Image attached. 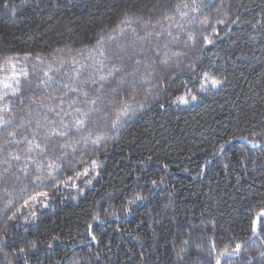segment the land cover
Returning <instances> with one entry per match:
<instances>
[{
  "label": "trees",
  "instance_id": "16d2710c",
  "mask_svg": "<svg viewBox=\"0 0 264 264\" xmlns=\"http://www.w3.org/2000/svg\"><path fill=\"white\" fill-rule=\"evenodd\" d=\"M4 2L14 4L17 14L13 16L0 3V80L28 73L27 78L17 76L21 93L9 97L10 110L0 113L11 118L8 131H16L17 140L25 136L31 140L39 131L33 143H47L46 132L59 130L51 121L63 118L67 124L77 117L69 104L83 101L84 91L88 99L101 95L96 91L99 77L109 70L122 68L126 80L135 82L136 91L135 101L123 94L118 97L134 111L121 118L118 130L99 127L84 132L85 136L91 132L92 138L110 137L99 148L77 144L80 137L69 133V146L62 152L70 155L64 159L81 161L77 170L89 168L85 179H91L92 185L79 200L62 190L63 200L58 194L54 211L34 223L27 222L31 209L22 208L32 187L21 190L27 182L17 171L25 163L26 145L7 143V132L0 129V147L6 148L0 152V162L8 154L22 157L11 161L21 180L6 190L0 185V208L7 192L17 214L15 221H5L0 212V264H215L209 256L211 244L223 249L230 242L244 248L233 264H264L259 255L264 252V233L252 237L251 231L254 210L264 204V0H211L215 7L201 13L182 9L188 16L176 14L174 23H184L185 31L195 33L194 49L184 47V33L169 27L164 17L173 15L170 8L152 19V23L162 21L157 30L164 35L157 37L133 22L121 25L123 32L112 31L116 40L97 49L94 34L122 18L121 9L135 11L125 7L129 0ZM165 2L173 8L181 4V0ZM186 2L191 5V0ZM205 17L209 22L202 25ZM167 31L173 36H167ZM178 34L180 41H174ZM205 36L211 44L203 43ZM121 50L123 64L113 55ZM150 51L161 52V59L164 52L188 55L172 57L167 71L173 79L166 84L159 66L146 70L150 61L144 57ZM27 52L32 57L24 60ZM6 58H13L15 69L3 64ZM204 72L223 83L200 91ZM120 75L110 78L111 85L105 84V89L115 87ZM189 92L197 99L188 104L175 99ZM112 97L108 91L98 106L111 103ZM73 107L88 110L82 103ZM61 108L72 115L64 116ZM37 120L45 127L37 130ZM30 155L39 159L36 152ZM92 160L100 167L90 168ZM42 163L63 161L47 156ZM136 195L145 199L130 203ZM88 225H92L91 235Z\"/></svg>",
  "mask_w": 264,
  "mask_h": 264
},
{
  "label": "snow or ice",
  "instance_id": "6c2138e0",
  "mask_svg": "<svg viewBox=\"0 0 264 264\" xmlns=\"http://www.w3.org/2000/svg\"><path fill=\"white\" fill-rule=\"evenodd\" d=\"M26 0H21V3H25ZM0 3H3V8L6 11H10L13 16L17 14L16 6L14 4H9L4 2V0H0ZM125 7L135 9V11L129 13L124 12L123 16L120 19L114 20L113 23L105 28H102L99 33L94 34L93 39L95 41L94 47L97 49H103L104 46L110 42H114L116 37L111 35L112 31H116L117 28H120V31L123 32L124 29L121 28V25L130 26L133 22H136L137 25L145 30H151V32L157 37L164 35V32H160L157 30V26L159 25L161 28L163 27V23L160 20H157L156 23H152V19L157 15L164 16L163 9L170 8L173 10L172 16H165L164 18L168 20L169 27L173 25L178 29V32L184 33L185 39L183 40V44L185 48H195L196 45V35L193 31H185L184 23L175 24L176 14H180L181 18L188 16V12L182 11V9H190L192 12L201 13L204 10H207L209 7H215L212 4L211 0H208V3H203V0H191V5L186 2V0H181V4L173 8L170 3H166L165 0H157V3H152L151 0H129V3L125 5ZM219 11V10H218ZM148 17V18H146ZM196 19V17H193ZM209 22V18L205 17L204 20L200 21L202 25H207ZM217 23L224 24L225 20H218ZM215 31V29H213ZM132 33H136V28H131ZM167 36L172 37L173 34L171 31H167ZM147 37H141V39H146ZM180 35H176L173 37L174 41H180ZM204 44H211L212 40L208 37H203ZM167 47V45H165ZM123 50L114 52L113 55L117 60L123 64L124 55L122 54ZM103 55V51L100 52ZM162 53L159 51L151 52L150 54L145 55V59L150 62L146 65V70L152 69L153 65H157L160 67L162 78L164 82L169 83L173 77L167 71L170 66L172 57L179 56H187L188 52L186 51H175L171 52L169 55L168 52L163 53V59H161ZM32 57V53L27 52L24 54L23 59L28 60ZM128 59H132V57H128ZM102 63V62H101ZM136 64H140L141 60H136ZM4 65H10L13 69H15L16 65L13 63V58H6L3 62ZM191 67V65H189ZM3 65H0V69H2ZM138 71V69H137ZM116 73H121L120 77L115 83V87H111L109 89H105V84L111 85L110 78L114 77ZM128 75H134V73H129ZM17 76H23L25 78L28 77V73L23 71L19 74L14 73L12 76L5 77V79L0 80V101H4L5 103L0 105V113H7L9 108V97H18L21 93V89L19 87L20 80ZM202 80L206 83H210L212 87H217L223 83L222 80L215 77V75L211 72H204L201 76ZM93 83H98L93 80ZM15 85V86H14ZM127 85V86H126ZM103 90V91H101ZM200 90L205 91V84L201 83ZM72 92H77V88L70 89ZM101 92V95H98L96 99H88L89 93L84 91L82 94L85 97L83 101H73L72 104H69V107L72 108V111L77 113V117H74L70 123H65L63 118L59 121H51V124L54 125L59 130L51 131L50 134L46 132L45 143L41 146L40 143H33V140L36 139V135L39 134L37 131L36 134L33 135L31 140L28 137H24L22 140L16 139V131H8L9 126L12 123L11 118H5L4 115H0V129L7 132L6 142L7 143H16V144H25L26 148L24 150V158L25 163L23 167L17 169V171L23 176L24 180L27 182L25 187L22 188V191H26L27 187L30 185L32 187V191L28 194L26 200L22 205V208L31 209L30 219L27 221L28 223H34L36 220L40 219L42 216H47L51 212L54 211L53 201L57 198L58 194H61V200H63L62 190L68 191V197L72 200H79L80 197L86 195V188L91 187L92 180L85 179L90 175V169L84 168L82 170H77V163H81V161H76L74 158L64 159L65 156H69L70 154L67 152H62L63 149H66L69 146V133H72L73 136H79L80 139L77 141V144L83 143L85 146L88 144H92L99 148L101 142L110 138L107 135L100 134L92 138V133L89 132L87 136L84 135V132L87 129H97L99 127H105L109 131L118 130L120 126H122V117H129L134 114L132 109V105L127 102L120 103L118 97L123 94L126 98L131 97L133 101H135V82H129L126 80L125 75L123 74V69L120 67L114 68V70H109L106 75H101L99 77V88L96 90ZM108 91L113 93L111 103L104 104L103 107L98 106V101L102 99L103 95H107ZM190 97V99H189ZM181 104H188L191 101L197 99L196 96L192 95L191 92L186 95L177 96L175 98ZM75 103H82L88 110H83L81 107H73ZM118 105V110L113 107V105ZM92 106V107H88ZM142 109V105L140 106ZM49 112H55L54 108H49ZM61 112H63L64 116H71V112H66L61 108ZM57 116H60V112H56ZM47 120V117H45ZM32 122L29 121V124ZM23 127V125H21ZM37 130L45 127L39 120L36 121ZM59 137V140H52V137ZM11 138V139H7ZM69 138V139H65ZM242 139H247V137H243ZM227 143V141H226ZM259 142L256 145L258 146ZM223 148V146H222ZM76 147H72V152H76ZM0 152H6L5 147H0ZM36 152L39 159L31 156L30 154ZM47 156H56L57 159L63 161L62 164L48 163L45 165L42 163V160ZM22 157L20 154H8L7 158H5L2 162L3 170L0 171V185L7 189V186L10 183L17 182L21 180V175H17L15 171L12 170L11 161H21ZM29 165H31V170L29 169ZM100 164L97 163L96 160L91 161L90 168L95 169L99 168ZM98 175V173H97ZM6 192V200L3 208H0V212H2L3 219L5 221L12 220L15 221L17 219L16 210H13V203L7 199L9 196ZM145 199V197L141 195H136L130 203H135L136 201H140ZM97 223L102 224L103 221L99 219V216L94 217ZM251 231L253 234L259 236L264 233V204L260 205L257 209L254 210V215L251 217ZM88 232L91 235L92 225H88ZM91 238L95 240V236L92 235ZM185 243H188L185 241ZM51 247V245H49ZM244 251L243 245L241 243H232L230 242L229 246H225L223 249H217L216 244H211L209 256L212 257L215 261V264H233V258L241 257L242 252ZM20 252H24V249L21 248ZM214 254V255H213ZM260 257L264 258V252L259 253Z\"/></svg>",
  "mask_w": 264,
  "mask_h": 264
},
{
  "label": "rangeland",
  "instance_id": "374dc122",
  "mask_svg": "<svg viewBox=\"0 0 264 264\" xmlns=\"http://www.w3.org/2000/svg\"><path fill=\"white\" fill-rule=\"evenodd\" d=\"M10 76H12V75H10ZM8 77H9V76H8ZM201 83H204V84H205V88H210V87H212L210 83H206V82H204V81H202ZM200 91H201V90H200Z\"/></svg>",
  "mask_w": 264,
  "mask_h": 264
},
{
  "label": "water",
  "instance_id": "95a60500",
  "mask_svg": "<svg viewBox=\"0 0 264 264\" xmlns=\"http://www.w3.org/2000/svg\"><path fill=\"white\" fill-rule=\"evenodd\" d=\"M254 236H256L255 234H253V236L252 237H254ZM243 245V244H242Z\"/></svg>",
  "mask_w": 264,
  "mask_h": 264
}]
</instances>
